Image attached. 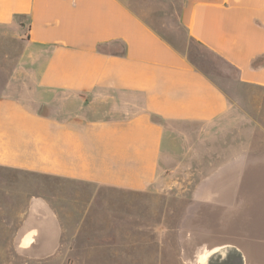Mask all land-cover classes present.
Instances as JSON below:
<instances>
[{
    "label": "crops",
    "instance_id": "1",
    "mask_svg": "<svg viewBox=\"0 0 264 264\" xmlns=\"http://www.w3.org/2000/svg\"><path fill=\"white\" fill-rule=\"evenodd\" d=\"M128 1L0 0L5 264H131L106 252L124 215L106 190L148 202L134 205V264H168L140 235L201 238L194 219L233 207L219 185L264 164V96H251L264 93V0H168L158 17ZM203 242L195 261L216 247Z\"/></svg>",
    "mask_w": 264,
    "mask_h": 264
},
{
    "label": "rangeland",
    "instance_id": "2",
    "mask_svg": "<svg viewBox=\"0 0 264 264\" xmlns=\"http://www.w3.org/2000/svg\"><path fill=\"white\" fill-rule=\"evenodd\" d=\"M135 1L138 3H135L134 0H129L128 3L135 7L136 11L147 14L148 16L156 15V17L162 16L163 11H159L160 9H158L157 13H155V8L161 3L168 2V0ZM174 1L175 3H179V0ZM139 3L143 5L139 6ZM167 13L168 16L175 15L172 8L170 11L167 10ZM3 44L4 43L0 40V65L6 64L4 62V52L6 48H4ZM198 54L200 55V53L196 51V56ZM252 95L264 96V93L259 94L258 92L251 91V96ZM237 177L241 178L240 183L229 181L219 185L220 188L228 189L233 192L235 191V198L231 209L224 210L218 208L216 210L218 218L215 216V218L209 220L206 216L203 218L202 214L190 223L194 226H198L201 230L203 235L201 238L192 239L188 233L187 240L183 241L181 234L171 232V234L165 235L163 239L165 244L161 247L158 243L161 241L159 236L144 237L140 235V240L155 243V246L153 245L155 248L149 249L148 252L157 254L159 260L160 258H165L168 264H179V259H183L184 254L185 256L190 257L191 261H193L192 263L188 262V264H198V257H196V261L193 257L194 252L200 249L196 246H199L201 240H204V246L214 243L215 246L227 244L237 247L243 253L246 264H264V164H246L245 167L242 165V168H239V175ZM14 179V176L8 175L0 182L3 183L4 180ZM28 179L30 178L28 177ZM46 183L49 184L50 182L47 181ZM27 184H30L29 180L27 181ZM46 189L49 190V186H46ZM86 190L90 192L95 191L92 187H87L85 188V191ZM105 192L108 196L115 195L114 198H118L117 196L121 194L122 200H108L107 203L108 207H117L124 210L122 221L123 233L119 240L120 242L117 244L116 248H110L108 246L106 252L111 253L112 257L116 255L117 257L121 256L124 263L126 260L127 262L134 264V205L143 204L146 206L148 202L146 200H134V198L137 197L129 193L123 194V192L120 193L119 191L114 190H106ZM152 203H155V205L160 204L161 206L162 202L154 201ZM165 204H168L169 206L172 205V207L177 209H181L185 205L184 202L176 200L167 201ZM169 219L171 225L174 227L182 219V212L179 213L178 217L172 216V218L169 217ZM92 241L96 244L98 242L95 241V238H92ZM94 242H91V244ZM180 242L183 243L182 246L185 248L180 245ZM119 244L122 246L120 249L118 248ZM201 250L204 251L206 248ZM98 251V249H91V256H98ZM101 253L103 254L104 251L101 250ZM16 257L17 255L12 248H0V264H5L8 260ZM101 257L104 258L106 255H101ZM181 264L183 263L181 262Z\"/></svg>",
    "mask_w": 264,
    "mask_h": 264
},
{
    "label": "water",
    "instance_id": "3",
    "mask_svg": "<svg viewBox=\"0 0 264 264\" xmlns=\"http://www.w3.org/2000/svg\"><path fill=\"white\" fill-rule=\"evenodd\" d=\"M198 264H246L243 253L235 246L221 245L204 250Z\"/></svg>",
    "mask_w": 264,
    "mask_h": 264
},
{
    "label": "bare ground",
    "instance_id": "4",
    "mask_svg": "<svg viewBox=\"0 0 264 264\" xmlns=\"http://www.w3.org/2000/svg\"><path fill=\"white\" fill-rule=\"evenodd\" d=\"M202 255V254H201Z\"/></svg>",
    "mask_w": 264,
    "mask_h": 264
}]
</instances>
